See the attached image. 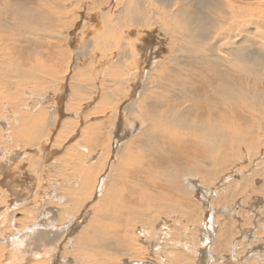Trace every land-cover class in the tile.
I'll list each match as a JSON object with an SVG mask.
<instances>
[{"label":"bare ground","instance_id":"1","mask_svg":"<svg viewBox=\"0 0 264 264\" xmlns=\"http://www.w3.org/2000/svg\"><path fill=\"white\" fill-rule=\"evenodd\" d=\"M7 1L5 15L0 16V89H3L0 146L29 144L17 154V160L22 161L18 171L25 178L18 177L15 181L28 186L27 192L31 190L37 198L35 206L40 205V208L32 210L30 201L25 202L31 206L26 210L10 207L14 192L1 182L2 177L9 179L11 175L5 172L4 149L0 148V245H6L0 250V264H53L47 257L54 250L57 264H251L243 259L242 253L253 260L256 252H264L263 1L57 0L55 5H49L39 0L34 8H28L20 0ZM98 2H101V14L95 11ZM10 5L15 7L11 16ZM102 28L106 33L103 38L111 40L110 52L124 53L118 55L119 64H114L117 60L102 57L95 76L83 63V52L75 55L76 43H72L69 56L51 52L50 58H19L8 42V37H13L14 33L31 36L58 33L61 39L67 40L83 31H88L97 42ZM138 37H143L140 39L143 43L149 39L161 42L166 51L174 55L184 53L187 57L197 55L223 62L231 75L250 83H261V90L258 94L249 88L254 98L241 110L236 95L228 89L220 91V95L211 93L202 100L197 96L200 89L196 86L180 88L190 92L194 100L191 98L188 106L176 107L171 113L167 99L160 103V95L145 94L146 87L137 90L138 84L143 83L141 67L162 57L157 55L160 48H147L142 52L144 44L139 48L134 43L139 51L135 58L133 46L128 42L138 41ZM177 45L181 48L177 49ZM125 59L129 60L127 65L122 62ZM134 61L139 64L138 68H132ZM112 69L114 75H121V82L125 83L122 89ZM200 75L201 83L215 82L210 71L200 72ZM134 82L132 89L130 83ZM30 84H35L33 95L38 99L31 98ZM93 95L97 96L98 103L92 102L88 107ZM168 96L178 99L176 94ZM45 97L52 101L50 111L71 109L74 116L60 123V133L70 142L62 148L66 150L67 159H60L57 148L50 150L52 165L59 166L55 174L57 182L46 188L48 192L40 191L44 195L40 198L35 187L47 185L50 177L44 173L40 184L35 183L34 158L30 160L28 156L35 157L44 149V143L37 138L42 137L44 126L48 122L52 124L54 118L51 114L37 116L34 110L24 112L48 103L49 99L43 102ZM256 102H261L262 106L258 107ZM156 104L158 110H150L144 127L139 124L136 130L138 124L127 121L125 138L134 137V140L126 142L120 137L122 128L120 132L117 128L112 130L114 127L106 131V136L113 135L114 141L103 146L102 156L106 162L102 166L92 164L93 156L84 157L87 147L92 143L99 146L102 139L96 135L99 124L95 123L89 127L90 135L78 138V127L87 120L93 122L94 115L100 114H104L106 121L117 122L129 116L139 118L144 106ZM242 111L245 112L241 115ZM80 119L82 123L77 126ZM12 128L21 132L10 135ZM119 143L127 158L116 151ZM136 143L143 144L144 149L135 146ZM236 143L246 149L247 166H241L240 158L233 152L227 153L230 159L224 157L222 162L218 159L217 145H232V151H236ZM70 155L76 158L70 161ZM171 162L177 166L175 169L169 168ZM126 165L119 189L112 194L104 192L119 167ZM204 167L209 170L206 174L202 172ZM97 168L99 176L94 177ZM217 174L220 180L215 185L217 188L206 192L211 196L216 194L214 204L218 206L210 207L214 213L211 217L207 214L209 206L207 210L202 209V222L196 220L191 211L173 213L168 205L147 212L140 210L143 200L139 195L147 188L158 192L155 200L166 199L175 210H185L189 201L185 196H189V191L195 193L196 182L204 186L202 176L216 180ZM11 187L20 191L16 184ZM60 187L66 188L68 193L58 192ZM246 191L261 197L254 199L251 206L258 208L262 217L253 218L246 211L244 221L241 213L244 205L235 203V209L229 205ZM251 199L250 195L244 198L246 203ZM92 206L89 215L86 209ZM217 211L228 219L218 218ZM181 216L185 225L175 226ZM88 217L86 226L78 230ZM171 226L174 227L171 229ZM235 230L239 231L238 236H233ZM248 232L259 234L251 245L240 241ZM193 233L196 238L192 237ZM258 263L264 264V257Z\"/></svg>","mask_w":264,"mask_h":264},{"label":"rangeland","instance_id":"2","mask_svg":"<svg viewBox=\"0 0 264 264\" xmlns=\"http://www.w3.org/2000/svg\"><path fill=\"white\" fill-rule=\"evenodd\" d=\"M192 1L196 2L197 0H192ZM217 1L218 2H226L227 0H217ZM261 1L264 2V0H261ZM20 2L22 4L27 5L28 8H34L38 4L39 0H20ZM41 2H43V3L46 2L49 5H55L57 3V0H41ZM8 3L9 2L7 0H0V16L5 15L4 6ZM163 3L169 4L170 2L169 1H163ZM10 7H11V10L8 13L11 16L15 13V7L13 5H10ZM107 8H108L107 10L110 9L109 6ZM95 11L97 13H100L101 2L97 3ZM112 24H113V26L117 25L115 23H112ZM104 31H105V28H102L103 34L101 33L100 35H98L97 42L95 41L94 36H89L90 34L88 31H83L80 34L72 35L67 40L61 39L59 37L58 33L53 34V36H48L45 33H39L38 35H34V36L24 35L22 33H20V34L14 33L13 37H8L9 38L8 42L11 46H13L15 48L16 55L19 58H26L28 56H32L34 58H37V57L43 58V56H48L50 58L51 52H57V54L63 53L65 56H69V54H70L69 51H72V43H76L78 45L76 47V49H78V50H76L75 55L82 54V52H83V56H82L83 63L86 65V67L95 76L97 69H99V65H100V61H101L102 57L112 58L114 60H117L114 64H119L118 60H120V57L118 58V55H120V54L122 55L124 53V52H118V51L110 52L111 40L108 39L107 37L105 39L103 38L104 35L106 34ZM142 38L143 37H140V38L138 37L137 38L138 41L128 42V44H131L133 46V49L135 51V53H134L135 58L137 55H139L138 47L139 48L142 47L141 45L143 42L140 41V39H142ZM85 39L89 40V42L85 41ZM113 40L114 39H112V43L114 42ZM117 40L123 41L120 38H117ZM134 43L137 44L138 47L134 46L133 45ZM143 44H144V46H143L144 49L142 52L147 50V48L151 49V50H153L155 48L156 49L160 48L159 49L160 52L157 55L158 56L160 55L162 57L160 59H158L157 61H155L153 64H152V62H150L149 64L148 63L146 64L147 65L146 67H141V69L142 68L144 69L143 75H142L143 83L138 84L140 87L137 90L139 91L142 88V86H144L147 89L145 94L156 93V94L160 95L158 102L162 103L164 101V99H167L169 102V112H171V113L175 112L174 108H176V107L181 106V108H184V107L188 106L191 98H193V100H194V96H192V94L190 92L180 90V88H188V87L190 88V87L196 86L198 89H200V92L197 93V96L202 100H204L205 97L211 93H213L215 95H220V93H219L220 91L226 92L228 89L230 92H233L236 95L238 102L241 104V110H243V108L246 107L247 101L254 98V95L250 92L249 88L255 89L258 94L261 90V87H262L261 83H250V80L244 81V79H242V78L231 75L233 73L227 72V69H226L227 65L223 62L217 61V60L212 59V58H206V59L205 58H199L197 55H190L187 57L184 53H179L177 55H174L172 52L166 51V49L163 47L161 42H156L152 39H149V41H145ZM150 46H151V48H150ZM180 48H181V46L177 45V49H180ZM144 56L145 55L143 54V57ZM143 60H146V58H143ZM122 62L127 65L129 63V60L125 59V60H122ZM114 64H111V65H114ZM133 66L134 67H132V68H138L139 64L136 65L135 61H134ZM205 71H210L212 73V75L215 79L214 83H201L200 72H205ZM111 73H112L116 83H122L120 74L114 75L113 69L111 70ZM134 77L135 76H133V78ZM189 79L191 80L192 83L189 81ZM146 81L148 83H146ZM98 82H100V84H103V81H101V80H98ZM83 83H88V82H83ZM79 85L82 86L84 89L86 88L81 83H79ZM124 85H125V83H122V84H119L118 87L120 89H122L124 87ZM130 86L133 89V87L135 86V82L130 83ZM34 87H35V84H30V86H29V91L31 93L30 96H31V98L38 99L39 97L37 95H33ZM2 93H3V89H0V100H1ZM169 93L176 94V97L179 100L176 98H173V97H169L168 96ZM242 95L246 96L247 98L245 99V98L240 97ZM152 98L155 99L154 97H152ZM46 99H49V98L45 97L43 99V102H45ZM90 101H91V103H89V105H87L88 107H91L92 102L98 103L97 96L93 95L92 99L88 100V102H90ZM256 104L258 107L262 106L261 102H256ZM52 105H53L52 101L50 100L48 103H45L40 108H37V109L27 108L24 112V113H29L31 110H34L35 115H37V116H42L43 114H46V115L51 114V116L54 118V121H52V124L48 122V124L46 126H44V129L41 133L42 137L37 138L38 141H41L44 143V145H45L44 149H42L41 153L35 157H33V155L28 156V158L30 160L34 158V172H33L32 176L36 181L35 183L40 184L39 182L41 181V178L44 175V173H47L50 177L47 185H44V186L38 185L35 187L36 193L40 194V198L44 197V195L41 194L40 191H42L43 193L48 192V190L46 188L51 186V185H54V184H52L53 182H57L55 174H56V169L59 166L58 165H52L50 150H52L54 147L57 148L59 151L60 159L61 158L67 159V156L64 155V154H66V150L62 151V148L67 146L70 142L67 141L66 136H64L60 133V123L66 121V120L70 121V118H73V116H74L73 111L71 109L64 110V111H59V110L58 111L57 110L50 111ZM252 105H255V104L253 103ZM112 106H114V105H112ZM90 109L92 110V108H90ZM150 110L157 111L158 110V104L144 106L143 112H141V115L139 118H133L132 116H129V117L123 118L122 120L118 119L117 122L114 120L106 121V119L103 118L104 114L94 115L93 120H95V121L89 123V120H87V122L83 126L78 127V132H79L78 138H83L84 136L90 135L89 127L92 123L99 124V126L95 129V131H96V135H99L102 137L101 144L99 146H97L95 143L90 144L87 147V151H86L84 157L91 155V156H93V158H95L93 160L92 164L95 166H97L98 164L100 166H102L106 162V159L102 156L103 146L108 144V143H112L114 141L113 135H112V137L106 136V131L109 130V128L114 127L112 130L115 131L117 128V130L120 132L121 128H122L123 134L120 133V137H123V139H126L127 140V141L125 140L126 142L132 141V140H134V137H132L130 139L128 137L125 138V133L128 129V126L126 125L127 121H131L133 123L138 124L137 126H135L136 130H137L139 124H141L142 127H144L146 125L147 119L150 118ZM244 112L245 111H242L240 114L242 115ZM224 114H227V113L224 112ZM119 116H120V114H119ZM221 117H222V115H221ZM80 123H82L81 119L77 121V126ZM102 123H103V125H102ZM56 129H57V131H55ZM141 131H142V129H141ZM20 132L21 131H18V128H12L9 131V134L13 135V134H18ZM256 136H258V131L256 133ZM235 145H236V151H234V149L232 151V145H228V146L217 145L215 152L218 156L219 161L222 162L224 157H226V159H230V156L227 153L233 152V153H235V155L238 158H240V160L242 162V163H240L241 166H247L249 161H248V158L246 155L245 147L240 146V143H236ZM135 146H137V147L140 146L144 149V145L141 143H136ZM25 147L28 148L29 144L26 146H15L14 144L9 145V146H6V145L0 146L1 149H4L3 150V153H4L3 158L5 161V168H6L5 172L9 171V173L11 175V177L9 179L2 177L1 182L3 185L10 187L14 192V196H11L13 205L10 206V207H12L13 210H16L17 207H19L22 210L23 209L26 210V207H31L27 203H25L26 201L32 202V207H33L32 210H36V209L40 208V205L35 206V199H37V198L31 193V190H29L27 192L28 186L25 184L16 183V181H15V179L18 177L25 178V175L21 174L18 171V168L22 166V161L17 160V154H20L24 150ZM116 151H118L123 157L127 158V155H126L125 151L123 150L122 146L120 145V143L117 144ZM70 156H71L70 161H72L73 159L76 158V156H73V155H70ZM66 159L63 162H61V165L64 164ZM0 162H1V160H0ZM176 167L177 166L174 163H172L169 168L175 169ZM127 168H128V165L119 167L118 173L112 177V179L110 180V182L106 186L104 192H110L112 194V193H115L119 189V185L123 180L124 172L127 170ZM181 170H182V168H181ZM99 171L100 170L98 168L95 169L94 177L99 176L98 175ZM205 171L207 173L209 172V170L204 167L202 172L204 174H206ZM69 172H71V171L69 170ZM174 173L176 175H178L177 172L174 171ZM218 176H219V174L216 175V180H215V178L214 179L208 178L205 175L202 176V178L199 177L202 179L203 183L205 181L204 184H206V185L201 186L198 182H196L197 187L194 188L195 193L194 192L191 193V191H189V196L188 195L185 196L186 199L189 200V201H186L188 208H186L185 210H175L173 207V204L166 199H163L160 201L155 200V198L158 195V192L152 188H147L145 191H143V193H141V195H139V198H141L143 200V204H142L140 210L147 212L151 209L158 210L161 207L168 205L169 210L171 212L183 214V213H186L187 211H191L194 215V218L196 220H200V222H202L201 215H204V212L202 211V209H206L209 206V208H207L209 210L210 207L212 206V204H214L215 198H217L215 193H214V195H212L213 196L212 197L206 191L207 190L211 191V190H214L217 188V187H215V185H217V182L220 181L217 179ZM15 184L18 185V188L20 189V191L14 190L11 187V185H15ZM236 189H239V188H236ZM89 190H92V189H89ZM58 192L63 193V194H67L68 190L66 188L60 187V188H58ZM241 194L242 195H240L237 198L236 202L234 201L236 199H232V201L229 200L230 201L229 205L231 204L232 208L234 207L235 203L240 204V205H244V207H243L244 212H241L242 218L244 221L246 220V218L244 217V216H246V211H249V215L253 218H257L256 215H260L259 217H262L259 209L251 206L254 203V199H257L258 197L261 198V197L259 195H256V194H251L247 191H246V194H244V193H241ZM246 195H250L252 197L251 200H253V201L251 202V200H247L248 203H246L244 200ZM205 198H206V200H205ZM211 198H214V199H211ZM9 201H11V199ZM195 202L198 203L199 206L196 207L194 205V204H196ZM245 205H247V206H245ZM216 206H218V205H215L214 208ZM219 207H220V205H219ZM221 207H223L222 204H221ZM93 208H94V206L88 207L86 209V212H88L90 215V212L93 210ZM55 209H57V208H55ZM234 209H235V207H234ZM255 212L257 214H255ZM208 213H209V216L211 217L213 211L209 210V211H207V214ZM207 214H206V216H207ZM222 214L223 213H221V211L219 213L217 211L218 218L228 219V217H223ZM213 215H214V213H213ZM239 215L240 214H238V217H239ZM169 216L171 217V215H169ZM182 217L183 216H181L180 219L177 218V222H176L175 226L181 225V224L185 225L186 222L184 220V217L183 218ZM210 217H209V219H210ZM242 218H240V219L242 220ZM88 221H89V217L86 219V221L84 223H82L79 226L78 230L82 229L84 226H86ZM43 222H47V221H43ZM237 223H239V222H237ZM59 227H60V225H59ZM172 227H174V226H171V229H172ZM78 230L76 232H78ZM246 234L247 235L242 236L240 238V241L245 245H251V244L255 243V242H253L254 237L259 236L258 233H253V232H248ZM238 235H239V231L235 230L233 232V236H238ZM192 237L196 238V234L193 233ZM198 239L200 240V236H198ZM200 243L202 244V241H200ZM212 246L215 248L214 243L212 244ZM5 247H6V245H0V250H4ZM56 252L57 251L54 250L47 257V260H52L53 264H57L56 261H57L58 257L56 255ZM246 256H249V255H245L242 253L243 259L245 258L248 261V263L260 264L258 262L264 257V252H256L252 256L253 260H251L250 258H248ZM41 260H44V259H41ZM39 262H43V261H39Z\"/></svg>","mask_w":264,"mask_h":264}]
</instances>
